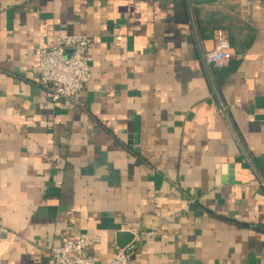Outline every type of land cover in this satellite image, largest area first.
Masks as SVG:
<instances>
[{"label": "crops", "instance_id": "crops-1", "mask_svg": "<svg viewBox=\"0 0 264 264\" xmlns=\"http://www.w3.org/2000/svg\"><path fill=\"white\" fill-rule=\"evenodd\" d=\"M59 34L91 39L92 78L57 104ZM120 231L133 264H264V0H0V264L85 233L105 263Z\"/></svg>", "mask_w": 264, "mask_h": 264}, {"label": "built area", "instance_id": "built-area-1", "mask_svg": "<svg viewBox=\"0 0 264 264\" xmlns=\"http://www.w3.org/2000/svg\"><path fill=\"white\" fill-rule=\"evenodd\" d=\"M245 12L243 10V14ZM90 46L91 39L88 36L59 34L40 49L36 64L37 81L49 91L53 103L71 99L88 87L92 78ZM231 48L228 33L218 28L214 32L213 47L202 51V59L211 68H221L231 59ZM142 234L145 239H150L155 231ZM99 241V236L85 233L51 247L49 253L55 264H133L134 245L118 249L105 263L96 262L88 255V250Z\"/></svg>", "mask_w": 264, "mask_h": 264}, {"label": "water", "instance_id": "water-1", "mask_svg": "<svg viewBox=\"0 0 264 264\" xmlns=\"http://www.w3.org/2000/svg\"><path fill=\"white\" fill-rule=\"evenodd\" d=\"M134 235L132 232L128 231H120L116 235V242L119 249H125L128 245H130L134 240ZM124 237H127L124 239Z\"/></svg>", "mask_w": 264, "mask_h": 264}]
</instances>
